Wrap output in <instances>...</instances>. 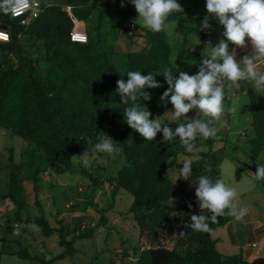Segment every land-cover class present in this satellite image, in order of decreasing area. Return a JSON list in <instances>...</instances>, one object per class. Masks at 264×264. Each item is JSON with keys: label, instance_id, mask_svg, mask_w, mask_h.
Here are the masks:
<instances>
[{"label": "trees", "instance_id": "trees-1", "mask_svg": "<svg viewBox=\"0 0 264 264\" xmlns=\"http://www.w3.org/2000/svg\"><path fill=\"white\" fill-rule=\"evenodd\" d=\"M122 2L123 7H121ZM33 3L38 11L32 12L30 8L20 16H13L0 10V25L9 29V31L2 30L7 34V41H0V130L17 137L28 147H34L39 152L37 158L48 162V165L56 166L59 171L68 168L71 159L85 151H92L96 156L101 155L102 152L95 149V145L99 142L97 137L109 136L114 145L121 149L120 155L123 160L114 175L106 178L111 200L121 193L129 195L131 197L129 209L132 212L140 211V216L136 215L133 218L139 227V232L148 233L150 236L170 223L171 218L176 219L179 221L180 239L188 246L194 247L184 254L163 247L140 251L133 248L128 253L136 256L135 264H246L240 255L226 257L219 255L210 238L212 230L225 222V211L215 221L211 220L212 214L209 212L206 216L209 217L207 232L195 231L191 227L190 217L195 215L194 212L206 210L199 208L194 183L201 175H209L213 181L218 179L219 154L218 152L213 154L214 152L209 150L211 144L216 141L214 138H217L218 131L213 138L204 139L198 135L195 149L205 147L208 149H201L188 155L182 152V148H176L178 140L175 144L171 141L166 145L160 144V139L157 137L152 141L145 140L125 122L123 112L132 105V102L122 103L116 91V81L119 79L126 81V74L129 71H141L143 75L160 73L155 75L154 79L163 86L154 89L145 88L151 99L137 103L141 106L144 104L151 112L150 119L157 117L163 119L162 116L165 114L162 110L170 108L168 99L165 101L160 99L168 87L162 75L163 71L171 69L176 77L180 71L193 75L197 73L200 63H195L190 69L186 66L180 67L183 53L177 50L171 55L166 31L157 33L147 28L144 31L143 48L120 57V62L124 66V74H120L99 46L101 32L105 27L115 22L121 26L138 18L130 0H61L60 2L33 0ZM66 7L70 9V13L66 11ZM70 16L79 25L85 26L87 37L85 44L69 41L68 35L73 28ZM199 19V17L186 19L174 12L169 15L168 22L182 25L188 21L192 24L191 21ZM87 20L92 22L89 27L84 25ZM213 21L215 20L210 21L211 25ZM183 26H186L183 29L184 33L196 31L202 36L201 42L203 41L207 31L188 25ZM222 29L224 31L223 26ZM20 38L28 44L37 41L42 44L43 60L47 64L44 77L35 69L34 60L24 53L21 54L23 49L20 48ZM12 55L18 58L13 68L8 64ZM258 96L255 106L252 102L254 96L250 93V103L254 105L252 110H256L251 115L248 130L250 137L247 138L251 142L249 152L252 163L257 156L264 153V97ZM244 109L248 110L246 107ZM181 154L190 156L189 160L193 161L192 174L188 181L177 179L183 167V163H177V158ZM193 157L195 159H192ZM9 163L11 164L10 161ZM206 165L211 167L210 173L205 172ZM16 170L18 167L12 166V171L8 172V180L1 187L3 191L0 193V201L8 199L16 206L15 212L12 213L13 217L8 218L7 223L16 222L18 225L15 228L7 226L5 233L21 235L26 232L27 225H35L46 238L56 233L57 244L62 251L53 260H63L77 254L73 245L76 241L89 239L92 229L82 232L83 225L80 220L69 224L67 220L61 219L58 221L59 227L53 229L42 217L27 216L21 219L20 215L24 207L20 194L19 174ZM44 171L33 173L29 178L33 188H36L37 174H43ZM102 173L104 175V169H96L93 178L85 170L80 172L89 180L86 188L90 191L100 186ZM172 174L175 175L174 180L170 178ZM170 197L175 200L173 205L168 203ZM189 203L192 204L191 208L187 207ZM102 222H105V218ZM19 237L12 240L0 238L3 243L13 242L18 246L15 253L0 250V258L11 254V256L17 254L19 256H16L17 259L28 257L25 248L19 242ZM112 253L125 255V252L119 248ZM32 259L40 260L36 257ZM108 264L115 262L111 259L108 260Z\"/></svg>", "mask_w": 264, "mask_h": 264}, {"label": "rangeland", "instance_id": "rangeland-1", "mask_svg": "<svg viewBox=\"0 0 264 264\" xmlns=\"http://www.w3.org/2000/svg\"><path fill=\"white\" fill-rule=\"evenodd\" d=\"M60 1L57 0V2ZM177 2L181 5L187 19L197 17V11L202 13L200 16L205 14L204 10L206 7L202 4L203 0H177ZM191 4L194 6L192 9L188 7ZM179 14L181 15V13ZM132 22H134L132 30L128 29V27H131L129 25L128 27L125 24L119 26L120 24L115 22L113 25L105 27L102 30L103 32H101L99 48L120 74H124V66L120 62V57L128 52H137L145 45L144 31L147 28L139 18L132 20ZM191 22L192 24L188 21L187 23H182V25L169 23L171 27L166 30V34L171 32L168 36L170 42L167 39L171 55L176 53L177 50H181L183 53L182 61L187 63L186 68L189 69L195 66V63H200L203 57L201 48L203 43L200 39L202 36L200 34V36L197 35L199 39L196 40V44L190 45V39H196L193 34L196 31L188 34L183 31L186 27L183 25L197 28L193 23L200 25L202 21ZM84 25L87 27L91 26V20L85 21ZM75 28L85 32V26H81L78 23H75ZM19 42L21 44L20 48L23 49L21 54L24 53L31 60H34L35 69L40 76L44 77L47 71V64L43 60L44 50L42 44L39 41L28 44L23 38H20ZM17 62V56L12 55L9 57L8 64L10 67L13 68ZM256 90H251L254 96L252 97V102H254L255 106L258 95L264 97V91L258 88ZM252 102L249 104L248 101L244 100V97H239V101H236V103L230 101L227 108H224L225 111L220 120L205 117L202 113H197L195 109L187 113L186 116L189 119L212 121L210 125L217 129L218 135L217 138H214L216 141L211 144L212 146L210 145L212 147L210 150L212 153L214 152L213 154L217 152L219 154L217 156L219 160L217 168L218 179H223L228 186L234 188L238 198L244 201L247 206L255 208L257 212H262L264 211V180L257 178L255 180V175L246 170L245 167L252 164L249 152L251 142L247 139L250 137L248 130L251 115L256 111L252 110L254 106ZM167 103L170 108L162 110V113L165 114L162 116L163 119H159L162 124H168L169 127L174 129L177 124L187 122L183 117L173 120L171 113L173 106L169 100H167ZM245 107L248 110H245ZM256 115L258 116V114ZM260 120L261 118H259ZM157 138L160 139V144L166 145L171 142L163 143L162 133H158ZM176 140L178 141L176 142ZM172 141L174 144L175 142L177 143L176 148H182V152L187 155L191 154V152L185 150L178 137L175 138V141ZM201 149L204 148H194L192 152L195 153ZM38 153L34 147H28L17 137L10 136L7 132L0 130V193L3 191L1 187L8 180V172L12 171V166H16L18 167L16 171L19 174L20 194L22 195L21 200L24 207L20 215L21 219H25L27 216L42 217L50 228L56 229L59 227L58 221L61 219L68 220L78 215L82 218V232L90 228L92 229V235L87 240L75 242L73 247L78 252L77 254L66 257L63 260H53L62 251L57 244L56 233L46 238L35 225H27L26 232L21 235L5 233L7 226L10 225L14 228L18 226L16 222H13V224L7 223L8 218L11 219L13 217L12 213L15 212L16 206L10 200L5 199L0 201V238L12 240L20 236L19 242L25 248L28 257L26 259H17V254H15L16 256H11L12 254L5 255V257L0 258V264H108V260L111 259L115 264H128L129 258L135 260V262L137 260L135 255L128 253L133 248L140 251L147 248L163 247L171 249L178 254H184L192 249V245L190 247L180 239L179 221H176V219L171 218L170 220L172 221L170 223L164 225L161 230L155 231L153 236H150L148 233L139 232V227L133 218L136 215L140 216V211L132 212L129 209L131 202L129 195L121 193L111 200L109 197L110 187L106 178L113 176L122 163L123 160L120 153L109 154L102 152L101 155L96 156L92 151H85L80 156L73 157L68 168L63 169L64 171H59L56 166L48 165V162H43L42 159L37 158ZM187 155H179L177 163L189 160L190 156ZM192 159H195V157ZM255 164V168L264 165L263 152L255 158ZM98 168L104 169L103 178L100 179L102 180L101 184L90 191L89 188H86L89 180L84 178L80 172L85 170L95 178L93 172ZM38 171H44V173L37 174L36 188H33L29 178ZM170 178L174 180L175 175H170ZM109 204L110 206L108 207ZM197 211L194 212L195 215L208 216L209 214L208 210ZM80 213L81 215H79ZM227 213H230V210L225 209V214ZM104 218L105 222L103 223L102 219ZM263 218L259 217L262 220ZM0 244L2 245L0 250L3 252L15 253L18 249V246L13 242L8 244L0 241ZM118 248L124 251L125 255H122V253L118 254L119 256L116 253L111 254L112 251ZM34 257L40 260H33L32 258Z\"/></svg>", "mask_w": 264, "mask_h": 264}, {"label": "clouds", "instance_id": "clouds-1", "mask_svg": "<svg viewBox=\"0 0 264 264\" xmlns=\"http://www.w3.org/2000/svg\"><path fill=\"white\" fill-rule=\"evenodd\" d=\"M130 3L134 5L143 25L157 33L169 30L170 14L183 12L177 0H130ZM33 6V0H0V10L11 13L13 16H20ZM123 6L122 2L121 7ZM205 7L207 13L223 26L224 39L215 46L209 43V51L201 58L196 74L189 75L187 72L180 71L176 77L171 69H165L162 74L168 87L160 99L163 101L168 99L173 106L171 111L173 120L183 117L186 123L177 124L173 129L168 124H162L158 117L150 119L151 112L144 104L141 106L137 103L151 99L145 88L154 89L163 86L154 79V76L160 73L143 75L141 71H129L126 74V81L123 79L116 81V91L120 95L121 102L124 104L132 102V105L123 112L127 125L148 141L154 140L158 133H162L163 143L178 137L187 152H192L195 148L198 135L204 139L216 137L217 129L210 127L212 121L189 119L186 114L195 109L197 113H202L205 117L220 120L225 111L223 81L230 82L236 88L240 87V81H254L255 87L264 91V73L257 72L258 64L264 62V0H206ZM72 22L73 26L77 23L74 18ZM125 25L131 26L128 29L132 30L134 22L131 21ZM211 27L209 16H205L200 30L209 31ZM0 33H4L6 37L0 38V41H7V34L2 30ZM84 34L86 35L85 32ZM246 38L252 45V52L237 61L236 49L230 51L229 42L238 48L245 49L247 48ZM97 140L99 141L95 145L97 151L109 154L120 153L121 149L114 145L109 136H98ZM192 163V160L183 162L177 179L188 181L192 174ZM211 171V167L206 165L205 172ZM254 175L255 180L256 178L264 180V165L256 167ZM194 184L199 208L208 210L212 214L211 220L215 221L217 217L223 215L225 209L230 210L231 215L236 219H242L247 215L246 207H238L236 190L228 186L223 179L213 181L209 175H201ZM168 203L173 205L174 198L170 197ZM187 207L191 208L192 204H187ZM190 219L191 227L195 231H209L207 223L209 217L192 215Z\"/></svg>", "mask_w": 264, "mask_h": 264}, {"label": "crops", "instance_id": "crops-1", "mask_svg": "<svg viewBox=\"0 0 264 264\" xmlns=\"http://www.w3.org/2000/svg\"><path fill=\"white\" fill-rule=\"evenodd\" d=\"M197 2V1H196ZM203 5H206V0H203ZM192 5V6H191ZM188 5L190 9L194 6L193 4ZM185 6V5H184ZM205 14L203 16H209V20H212L210 14L207 13L205 8ZM197 17L204 18L200 16L202 13L197 11ZM180 15V14H179ZM182 17L186 18L185 13L182 12ZM194 18V17H192ZM187 19V18H186ZM191 19V18H190ZM197 20L198 22L202 20ZM215 20V19H214ZM198 29H200V25L193 23ZM84 28V27H83ZM196 33V34H195ZM188 34V33H187ZM192 34V33H191ZM195 40L190 39V45H195L196 40L199 38L197 35L199 33L194 32ZM223 29L222 26L218 24L215 20L212 22L211 30L205 33L204 39L202 41V52L203 56H205L209 51V43L211 46H215L223 37ZM167 36H169L167 34ZM200 36V35H199ZM201 38V37H200ZM170 42V41H169ZM247 48L241 49L235 45L229 43L230 51L232 49H236V59L239 61L243 56L249 55L252 52V45L248 38H246ZM205 46L206 49H205ZM192 47V46H191ZM187 63L181 62L180 67L186 66ZM258 73H264V62H261L257 66ZM240 87L236 88L231 85L228 81H223L222 87L224 90V108H227L230 101L232 103H236L239 101V97H244L245 101L250 103V93L251 90H256L254 81H240ZM257 91V90H256ZM252 180V179H251ZM238 207H246L248 209L247 215H245L242 219H236L230 213L225 214V222L220 226L214 228L210 233V238L214 242V248L217 253L221 256H231V255H240L242 260L246 262V264H264V218L259 219V217H264L263 212H257L255 208L251 206H247L244 201L240 198L237 199ZM258 213V214H257ZM81 215V213L79 214ZM80 216H74V218H69L68 223L72 224L74 222L81 221ZM240 230L242 233V244L239 245L236 239V231Z\"/></svg>", "mask_w": 264, "mask_h": 264}, {"label": "built area", "instance_id": "built-area-1", "mask_svg": "<svg viewBox=\"0 0 264 264\" xmlns=\"http://www.w3.org/2000/svg\"><path fill=\"white\" fill-rule=\"evenodd\" d=\"M31 9H34V6L31 7ZM66 11L68 13H70V9L68 7H66ZM3 37H4V33H3ZM69 41L72 43H78V44H85L87 41V37L84 34L83 31H79L78 29L75 28V26H73V28L71 29V31L69 32ZM129 263L128 264H134L135 260L133 259H128Z\"/></svg>", "mask_w": 264, "mask_h": 264}, {"label": "water", "instance_id": "water-1", "mask_svg": "<svg viewBox=\"0 0 264 264\" xmlns=\"http://www.w3.org/2000/svg\"><path fill=\"white\" fill-rule=\"evenodd\" d=\"M37 11H38L37 9H34V10H33V12H37ZM71 18L73 19L72 16H71ZM0 29H1V30H4V31H9L8 28H6V27H4V26H1V25H0ZM246 169L249 170V171H250L251 173H253V174L255 173L254 165L246 166ZM236 239H237L239 245L241 246V244H242V233H241L240 230H237V231H236Z\"/></svg>", "mask_w": 264, "mask_h": 264}, {"label": "snow or ice", "instance_id": "snow-or-ice-1", "mask_svg": "<svg viewBox=\"0 0 264 264\" xmlns=\"http://www.w3.org/2000/svg\"><path fill=\"white\" fill-rule=\"evenodd\" d=\"M0 38H6V37H3V33H0Z\"/></svg>", "mask_w": 264, "mask_h": 264}]
</instances>
